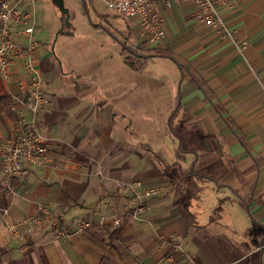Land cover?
Wrapping results in <instances>:
<instances>
[{
	"label": "crops",
	"instance_id": "1",
	"mask_svg": "<svg viewBox=\"0 0 264 264\" xmlns=\"http://www.w3.org/2000/svg\"><path fill=\"white\" fill-rule=\"evenodd\" d=\"M7 1L42 28L47 0ZM217 9L226 30L198 24L194 0L157 4L166 36L148 42L133 19V53L112 40L98 56L39 47L48 161L0 169V264L264 262V0ZM26 81L20 60L0 72V139L30 118ZM118 182H140L143 203ZM26 217L38 223L14 236Z\"/></svg>",
	"mask_w": 264,
	"mask_h": 264
},
{
	"label": "built area",
	"instance_id": "2",
	"mask_svg": "<svg viewBox=\"0 0 264 264\" xmlns=\"http://www.w3.org/2000/svg\"><path fill=\"white\" fill-rule=\"evenodd\" d=\"M110 10L119 14L123 19H139L141 35L150 43H158L166 36L165 19L162 16L151 15V11L159 3L170 7L172 0H101ZM225 0H194L197 11L195 21L207 27L225 29L218 5ZM226 30V29H225ZM36 17L32 10H21L16 3L7 0L0 1V72L7 78L9 69L16 60H20L27 81L21 86L24 93L22 104L28 109L30 118L22 120L24 128L15 137L0 139V169L10 178L25 173L31 168L40 167L47 163V146L40 133L37 122L40 112L48 100L44 94L42 71L36 66L37 52L40 43L35 38ZM22 38L26 43L18 41ZM140 182H118L119 190L134 194L143 203L138 189ZM159 189L146 191L145 197L157 194ZM6 213V212H5ZM101 222H105L102 217ZM38 223L37 218L26 217L10 226L14 236H20L19 229H29ZM116 226L120 223L114 221ZM86 223L84 227H89ZM171 243H167L170 245ZM264 248V245H263Z\"/></svg>",
	"mask_w": 264,
	"mask_h": 264
},
{
	"label": "rangeland",
	"instance_id": "3",
	"mask_svg": "<svg viewBox=\"0 0 264 264\" xmlns=\"http://www.w3.org/2000/svg\"><path fill=\"white\" fill-rule=\"evenodd\" d=\"M36 5L37 22L42 28L36 31L35 38L40 47L53 44L59 51L64 43L74 42L89 56L103 55L109 48L105 43L108 40L121 41L126 44L127 52L133 53V46L137 38L133 33H128V28L134 27L133 19L127 21L119 14L110 10L101 0H94V6L90 0H47ZM62 3L67 12H63ZM101 14V15H100ZM130 26V27H129ZM131 31V30H130ZM50 46V45H49ZM79 50V49H76ZM127 55H130L127 53ZM135 61V57H132ZM135 63V62H134Z\"/></svg>",
	"mask_w": 264,
	"mask_h": 264
},
{
	"label": "water",
	"instance_id": "4",
	"mask_svg": "<svg viewBox=\"0 0 264 264\" xmlns=\"http://www.w3.org/2000/svg\"><path fill=\"white\" fill-rule=\"evenodd\" d=\"M59 5H60L61 7H63V12L66 13V10H65L63 4H62V3H59ZM263 263H264V262H263V260L261 259V263H260V264H263Z\"/></svg>",
	"mask_w": 264,
	"mask_h": 264
}]
</instances>
